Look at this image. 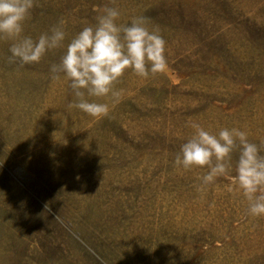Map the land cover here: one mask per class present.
Masks as SVG:
<instances>
[{"label":"rangeland","instance_id":"374dc122","mask_svg":"<svg viewBox=\"0 0 264 264\" xmlns=\"http://www.w3.org/2000/svg\"><path fill=\"white\" fill-rule=\"evenodd\" d=\"M57 3L80 31L105 6L143 17L167 69L126 70L119 103L88 98L109 106L94 118L50 72L72 38L23 67L0 39V264H264V216L229 178L174 163L192 122L264 141V0H34L23 35L60 25L42 13Z\"/></svg>","mask_w":264,"mask_h":264},{"label":"clouds","instance_id":"9594fccd","mask_svg":"<svg viewBox=\"0 0 264 264\" xmlns=\"http://www.w3.org/2000/svg\"><path fill=\"white\" fill-rule=\"evenodd\" d=\"M33 6L34 0H0V39L11 41L8 62L21 67L39 63L47 52L62 47L65 40L63 22L36 40L23 35L24 21ZM97 12L96 24L84 27L71 39L60 62L50 66V72L53 79H59L63 73L70 81L76 98L70 107L103 118L109 114L108 104L88 98L111 95L113 103H119L121 94L114 90V85L126 70L148 78L164 73L168 62L166 41L157 31L145 26L143 17L118 25V8L105 6ZM190 127L193 134L181 145L175 165L185 170L206 166L208 172L200 178L204 185L218 177L229 178L248 201V215L264 216V155H261L264 141L259 145L252 143L248 134L237 128H223L212 134L199 123L192 122ZM234 152L238 158L232 176Z\"/></svg>","mask_w":264,"mask_h":264},{"label":"trees","instance_id":"16d2710c","mask_svg":"<svg viewBox=\"0 0 264 264\" xmlns=\"http://www.w3.org/2000/svg\"><path fill=\"white\" fill-rule=\"evenodd\" d=\"M41 6H44L42 3H40ZM52 12V13H50ZM42 13L46 16V17H49L52 19V23L50 25H56V24H59L62 22L63 19H65V27L63 26V30L65 31V34H66V37L67 38H73L77 33L80 32V30L75 27V25H72L70 23V20H68V17H66V15L62 12V3L61 5L59 6L58 3L57 4H53L52 8L50 11L46 12V11H42ZM75 24H77V22L75 21ZM37 26H40L41 27V24L38 23ZM33 28L34 31H36V28ZM42 28V27H41ZM43 30H41V32L38 34V35H41L43 34L44 32L47 33L48 32V29L49 27H44L42 28ZM78 29V30H77ZM24 35H30V36H33L35 35V32H28V31H25L24 32ZM33 38V37H32ZM35 40L38 39V36L37 38H34Z\"/></svg>","mask_w":264,"mask_h":264}]
</instances>
